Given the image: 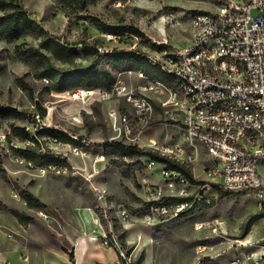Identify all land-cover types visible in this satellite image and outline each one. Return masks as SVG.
<instances>
[{
	"label": "rangeland",
	"instance_id": "1",
	"mask_svg": "<svg viewBox=\"0 0 264 264\" xmlns=\"http://www.w3.org/2000/svg\"><path fill=\"white\" fill-rule=\"evenodd\" d=\"M22 4L38 26L35 33L12 43L0 40V107L15 108L26 118L0 120V169L6 173V178L0 176V223L4 225L1 237L14 242L20 235L19 223L8 210H1L5 207L30 215L36 235L68 251L72 245L66 244L67 233H76V219L85 212L93 214L106 230L109 246L117 249L124 264H145L147 258L150 264H231L237 255L249 251L240 246V241L253 243L264 238V218L257 222V233L252 238L249 235L253 226L247 233L244 231L252 216H264L253 194L233 192L223 197L207 186L211 183L205 171L209 156L199 144L184 141L174 129L177 120L164 107L167 96L144 90L145 82L135 75L128 79L143 96L151 98L153 107L148 119L137 123L139 145L165 156L151 149L149 140L157 141L160 148L181 143L188 152L184 161L166 157L185 165L195 180L205 183L201 187H206L202 191L206 199L194 205L191 216L178 215L177 205L170 199L196 198L200 191L183 186L166 166L155 162L157 165L151 168L149 164L141 167L127 158L117 164V157L103 152L104 143L117 138L109 109L118 106L134 120V108L124 100L117 105L101 100L82 103L69 95L78 83L99 81L106 85L104 72L115 77L119 70L129 67L166 78L149 64L150 59L158 61L163 56L158 46H167V52L186 48L192 36L190 16L196 11L208 12L212 5L202 0H22ZM108 27L120 38L108 40L106 34H114L103 31ZM48 37L69 48L88 44L109 52H131L136 57L119 56L114 61L89 53L63 62L41 49ZM23 43L40 48L49 57L50 64L60 72L57 80L51 78L46 83L39 78L43 60H35L34 68L19 61L15 47ZM165 81L172 83L171 79ZM41 109L46 112L41 117L43 123L56 131L52 137L38 135L41 124L27 121L29 116L40 115ZM13 126L25 127L31 137L39 139L35 150L59 154L67 167L60 163L33 168L27 154L13 148L24 146L14 137ZM6 136L12 143H7ZM72 137L79 138V142L71 146L63 143ZM76 151L79 155H75ZM189 152L196 157L193 162ZM142 160L149 162L148 158ZM24 190L46 208L30 209L21 198ZM150 205L167 206L170 212L149 220L146 215ZM130 240L138 242L132 245Z\"/></svg>",
	"mask_w": 264,
	"mask_h": 264
},
{
	"label": "built area",
	"instance_id": "2",
	"mask_svg": "<svg viewBox=\"0 0 264 264\" xmlns=\"http://www.w3.org/2000/svg\"><path fill=\"white\" fill-rule=\"evenodd\" d=\"M202 1L213 7L208 12L196 11L190 16L189 45L163 52L158 61H149L173 84L154 80L142 71L127 70L116 74L110 88L76 89L69 95L82 103L101 100L117 105L124 100L136 110L137 116L132 120L113 105L109 109V119L117 138L110 142L143 149L139 145L137 123L145 122L153 107L151 98L143 96L128 80L133 75L142 79L144 90L167 96L164 107L179 121L176 131L182 139L199 144L209 156L205 171L211 183L207 186L214 190L217 186L225 191L253 194L264 213V0ZM106 37L108 40L120 38L116 34H106ZM98 51L101 54L114 52ZM36 118L41 124L38 131L52 129L46 127L39 114ZM71 139L79 142L77 137ZM51 140L58 142L57 138ZM149 141L151 149L165 156L178 161L188 157L181 143L160 148L157 141ZM22 143L23 147L13 146L26 148V143ZM189 153L193 162L196 157L193 152ZM75 155L79 153L76 151ZM144 163L149 164V168L156 164L152 160ZM173 173L183 186H191L180 174ZM191 187L200 192L191 204L176 206L178 215H184L206 199L202 196L206 187ZM169 212L167 206L152 205L146 218L151 220ZM105 239L103 246L108 247L107 237ZM240 246L248 247L249 251L237 255L231 264H264V238L253 243L240 241Z\"/></svg>",
	"mask_w": 264,
	"mask_h": 264
},
{
	"label": "trees",
	"instance_id": "3",
	"mask_svg": "<svg viewBox=\"0 0 264 264\" xmlns=\"http://www.w3.org/2000/svg\"><path fill=\"white\" fill-rule=\"evenodd\" d=\"M0 40H4L8 43L16 42L21 40L22 38L26 36H30L31 34H34L36 29L38 28L36 22L30 18V16L27 14V12L24 9V6L22 4V0H0ZM43 31V30H42ZM103 31L119 34L118 32H115L113 28H105ZM131 31L136 35H141L137 30L131 29ZM122 34V33H121ZM43 50L49 51L52 53L58 60L63 62H70L72 58L76 56H85L86 54H94L97 57H105L111 60L116 61V57H130L135 58L136 55L131 52H125V51H114L112 54H101L99 53L98 49L94 46H90L88 44H83L81 48H69L67 46H64L63 44H58L55 41L49 39V37L46 39L45 44L42 46ZM40 48H35L33 46H30L26 43L17 45L15 47V54L19 61L24 62L28 64L30 67L34 68L35 60H43L46 62V64L43 62V65L40 69L39 78L43 80H48L49 83L51 82V78H54L55 80L58 79L60 76V72L56 70L51 64L49 57L42 52ZM168 47L158 46V51L160 52H167ZM132 55V56H131ZM113 61V62H114ZM115 66L119 68V63L115 62ZM151 66V65H150ZM156 68V67H154ZM38 69V68H37ZM158 69V68H156ZM127 70H133V71H142L147 76L151 77L154 80L161 81L163 83H166L167 78H161L158 76L157 73L154 72L152 74L150 71H144L142 69H134L133 67H129V69L119 70L120 71H127ZM159 70V69H158ZM152 71V70H151ZM159 73L162 74L159 70ZM85 75V74H84ZM104 76H106L108 82L106 85H102L101 82H87L85 84H76L74 86L75 89H97V88H110L112 86V83L114 81V76H111L107 72L103 73ZM92 76V75H91ZM82 77V76H81ZM93 77V76H92ZM92 79V78H91ZM42 110V109H41ZM46 112L45 110H42V113L40 114L41 117H45ZM25 116L19 112L17 109L12 107H0V120L8 119V118H21ZM28 123L31 124H37V118L36 114L27 117ZM26 119V118H25ZM14 131V137L17 138L19 141L26 143V148H15L17 152L25 153L27 154L29 162L33 163V168H43L45 166L49 165H59L64 164L66 167V162L64 160H60V156L54 155L51 152L43 153L39 152L38 150H35L33 147L38 144V139H35L31 137L30 133L26 130L25 127H15L13 126ZM38 135L44 136V137H52V134H55L56 131L53 129H46L42 131H37ZM8 137V136H6ZM58 140V139H57ZM7 143H12L11 137L7 138ZM65 144H75L76 142L72 139H65L63 141ZM77 144V143H76ZM3 145L0 140V146ZM104 153L106 155H114L118 158L116 160V163L119 164V160L127 158L130 160H134L136 164L143 167L145 165L144 161L142 159L148 158V160H152L156 163L162 164L166 166L167 171H172L180 174L185 181L191 185V186H201L205 184L204 182H198L194 179L192 173L188 168H186L185 165L176 162L166 156H160L158 154H155L153 152H148L146 150H143L139 148L138 146H129L125 145L121 142H105L103 145ZM29 152V153H28ZM123 174H126L123 171ZM0 176L2 178H6V173L0 169ZM216 190L223 196V197H229L232 195L233 192L231 191H225L217 186H214ZM21 198L26 202L27 206L30 209H45L46 205L40 201L35 195H33L30 191L24 190L21 192ZM171 202H173L175 205L178 204H184V203H192L194 201V197H187V198H171ZM152 205H150L151 207ZM149 207V208H150ZM8 210V212L16 218L21 224L28 225L33 221V218L28 215L25 212H21L19 210L14 209H7L5 207L1 208V210ZM193 209L187 211L184 213L183 216H191L193 214ZM264 216L257 214L250 218L248 223L246 224L244 231L247 233L251 227L256 224L259 220L263 219ZM68 255L71 264H75V254L74 251H68L67 249H63Z\"/></svg>",
	"mask_w": 264,
	"mask_h": 264
},
{
	"label": "crops",
	"instance_id": "4",
	"mask_svg": "<svg viewBox=\"0 0 264 264\" xmlns=\"http://www.w3.org/2000/svg\"><path fill=\"white\" fill-rule=\"evenodd\" d=\"M178 124L179 121L175 123L176 126ZM174 129L176 130V127ZM14 219L19 223L20 235L14 242L0 236V264H71L69 255L63 250L66 247L49 245L46 240L34 233L32 229L34 221L23 225ZM98 220L93 214L85 212L76 219V233L72 230L67 233L66 244L72 245L75 264H124L115 247L103 246L107 235ZM3 226L0 223V228ZM0 232L3 230L0 229ZM137 242L130 240L129 243L135 245ZM145 264H150L149 258Z\"/></svg>",
	"mask_w": 264,
	"mask_h": 264
},
{
	"label": "bare ground",
	"instance_id": "5",
	"mask_svg": "<svg viewBox=\"0 0 264 264\" xmlns=\"http://www.w3.org/2000/svg\"><path fill=\"white\" fill-rule=\"evenodd\" d=\"M76 157V156H75ZM78 158H80V157H78ZM157 164H155V166H156ZM99 221V220H98ZM100 226V225H99ZM257 229H258V224L256 223V224H254L253 225V228H252V232L250 233V235H249V238H252L256 233H257ZM247 241V240H246Z\"/></svg>",
	"mask_w": 264,
	"mask_h": 264
}]
</instances>
